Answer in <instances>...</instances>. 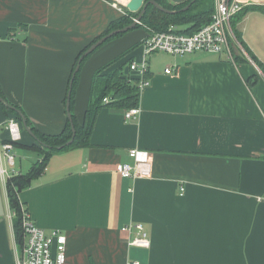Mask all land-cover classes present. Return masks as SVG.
Here are the masks:
<instances>
[{"label": "crops", "instance_id": "0c3cea01", "mask_svg": "<svg viewBox=\"0 0 264 264\" xmlns=\"http://www.w3.org/2000/svg\"><path fill=\"white\" fill-rule=\"evenodd\" d=\"M114 1L0 0V87L40 133L65 130L77 57L123 18ZM250 18L252 33L243 26ZM242 20L236 28L264 67L254 40L264 41V14L250 11ZM148 36L135 29L93 53L81 69L72 112L82 127L98 70L123 67L134 84L139 75L129 65L146 61L149 85L140 90L139 117L126 120L128 110L102 108L89 146L49 157L45 172L20 192L21 202L38 227L66 235L67 264H264V73L249 59L237 63L225 54L146 56ZM9 118L0 107V142L9 139ZM35 143L27 132L20 142ZM22 150L38 155L26 173L18 172L26 175L42 154L23 147L16 154ZM131 150L150 156L137 179L117 171L134 164ZM4 198L0 264H15L21 248L6 191ZM136 224L148 234L149 249L130 245L137 231L125 228Z\"/></svg>", "mask_w": 264, "mask_h": 264}, {"label": "trees", "instance_id": "16d2710c", "mask_svg": "<svg viewBox=\"0 0 264 264\" xmlns=\"http://www.w3.org/2000/svg\"><path fill=\"white\" fill-rule=\"evenodd\" d=\"M147 1H151V0H147ZM154 1H156L162 7L174 11L175 13H164L158 10L156 7L149 5L140 24L137 25L135 29L144 28L150 34L152 32H158V33L166 32L169 29V27L173 25L176 26L178 31L181 33L192 34L198 31L199 29H201L203 26L209 24L212 20V16L215 11V0H197L186 11H182V10L186 6H188L190 2L181 5H173L171 3V0H154ZM250 11H260L264 14V5H252L245 7L244 10L232 20L233 31L238 42L243 46V48L251 57V59L258 65L260 70L264 73L263 65L258 62V60L246 47L245 43L243 42L241 33L236 28V25L242 20V17L247 12ZM137 15L138 14L130 13L129 11L126 10V15L123 16V18L111 23L109 28L101 36H99L96 40H94V42H92L78 55L70 77V88L68 93V97L70 94L71 113L73 112V106L75 103V93L79 83L81 69L93 54H91L90 56L84 59V61L81 64L79 72L75 75V70L81 56L86 52V50L90 46H92L102 37L106 36L107 34L115 30H120L131 25L133 23V19H135ZM183 26H185L186 28L181 29ZM122 35L124 34H119L109 39L106 43H108L111 40L117 39ZM106 43H104V45ZM233 60L237 63H243L248 61L245 57H243L240 54H234ZM105 70L106 68L98 70L94 76L93 96L91 97L90 105L86 112L85 124L82 127H80L77 124L74 115H72L73 123L77 130V136L72 146L65 147L62 150L58 149L59 147L66 145L72 138L73 132H72L71 122L69 119L65 130L61 134L45 135L40 133L33 126L29 118L26 117L27 126L32 129L33 133L36 136V140H35L36 143L31 147H25L24 145L18 143L16 144V148L23 147L25 149L28 148V150L30 149L38 150L42 154V160L37 164H35L33 169L28 174L26 175L19 174L17 176L11 177L6 185V194L9 201L10 210L13 213H15V216L13 217L14 230L18 243L20 244L23 241L22 208L25 206L21 202L19 194L23 189L29 187L31 182L36 177L40 176L45 172L46 163L49 157H51L55 153L67 151L69 149L89 146L90 136L93 131L96 118L99 112L102 110V108L111 107L117 109L130 110L132 108L139 107L140 89L138 88L136 82L134 84L131 82L132 80H130L129 78L130 76L127 77L124 74L123 67L118 68L107 74L104 73ZM0 99L3 100V102L0 101V107L5 112L12 115V118H15L16 120L22 122V118L17 113V111L10 109L7 105L13 106L17 110L21 111L23 114L24 111L21 108H18L17 106L9 103L6 100L1 87H0ZM105 99H108L109 102L105 103L104 102Z\"/></svg>", "mask_w": 264, "mask_h": 264}, {"label": "built area", "instance_id": "2783aa9c", "mask_svg": "<svg viewBox=\"0 0 264 264\" xmlns=\"http://www.w3.org/2000/svg\"><path fill=\"white\" fill-rule=\"evenodd\" d=\"M115 7H119L115 2ZM245 5L241 0H216L215 12L209 24L192 34L181 33L176 26H170L166 32H152L144 41L143 47L146 56L155 53L169 54L175 57H183L195 52H209L214 54H225L233 59L234 54L248 57L243 46L237 41L232 29V20L241 13ZM124 16L126 9L123 7ZM237 47V48H236ZM129 70L139 75L138 88L142 90L149 85L146 78L148 63H131ZM172 69H166L170 74ZM130 78V77H129ZM133 78H130L132 80ZM105 103L109 100L105 99ZM140 108H132L125 113L126 120L136 119L140 115ZM9 139L0 142V180L6 188L8 180L19 175L18 172H10L3 164L7 160L11 167L16 166V144L23 138L22 123L15 118H10L6 124ZM130 157L134 164H121L117 171L123 178L137 179L145 174L150 156L144 150H131ZM183 191V189H182ZM23 241L19 246L21 251L16 254L15 264H67V237L59 230L46 231L38 227L32 220L31 215L25 207L22 208ZM15 213H11L13 219ZM137 231L130 245L147 248L151 247V241L141 224L129 226L125 231ZM18 246V245H17ZM16 246V248H17ZM131 264H139L138 262Z\"/></svg>", "mask_w": 264, "mask_h": 264}, {"label": "water", "instance_id": "95a60500", "mask_svg": "<svg viewBox=\"0 0 264 264\" xmlns=\"http://www.w3.org/2000/svg\"><path fill=\"white\" fill-rule=\"evenodd\" d=\"M197 0H171V3L173 5H181V4H185L187 2H190L188 6H186L182 11H186L190 8V6L192 4H194ZM149 5H152L154 7H156L158 10H160L161 12L164 13H175L174 11L168 10L164 7H162L160 4H158L156 1L151 0V1H147V0H129V2L124 5L126 10L129 11L130 13H134V14H138L137 17L133 20V23L123 29L120 30H115L109 34H107L106 36L102 37L101 39H99L97 42H95L92 46H90L86 52L81 56L78 65L76 67L75 70V75L79 72L80 67L82 62L84 61V59L88 56H90L91 54H93L98 48H100L104 43H106L109 39L119 35V34H125L128 33L132 30H134L137 25L140 24L144 14L146 13L147 7ZM71 93V92H70ZM0 101L3 102L2 99H0ZM10 109L17 111V113L21 116L22 118V126L23 129L31 136L33 137L34 140H36V136L33 133L32 129L30 127L27 126L26 123V116L19 110H17L16 108H14L13 106H9L7 105ZM67 113H68V117L69 120L71 122V126H72V138L71 140L64 146L59 147V150L64 149L65 147H70L74 144L76 136H77V130L76 127L73 123V118H72V113L70 111V94L67 100ZM6 214V210H5V198L0 194V217H4Z\"/></svg>", "mask_w": 264, "mask_h": 264}, {"label": "rangeland", "instance_id": "374dc122", "mask_svg": "<svg viewBox=\"0 0 264 264\" xmlns=\"http://www.w3.org/2000/svg\"><path fill=\"white\" fill-rule=\"evenodd\" d=\"M113 1V0H112ZM114 2H117V4H120V6L121 7H123L124 9H126L125 8V6H124V4H127V3H123V2H121L120 0H115ZM128 2V1H127ZM215 5H216V2H215ZM119 6V5H118ZM245 18V17H244ZM243 18V19H244ZM134 20V19H133ZM243 21V20H242ZM255 23H256V20L254 19V18H250V19H248L247 20V22L246 23H243V26L244 27H246V29H248V32L249 33H252V32H254L255 30H254V26H255ZM232 28H233V26H232ZM234 32V31H233ZM236 37V36H235ZM254 40L255 41H257L256 42V44H255V49H256V51L259 53V55L260 56H258L260 59H261V61L264 63V41H261L260 42V39L257 37V38H255V36H254ZM238 41V40H237ZM237 48V47H236ZM248 54V53H247ZM243 57H245L246 59H249L251 62H253L254 63V61L251 59V57L248 55V57H246V56H243ZM257 65V64H256ZM257 67H258V65H257ZM26 133V131L23 129V134H25ZM18 152V151H17ZM18 157H17V159H16V166L15 167H11L9 164H8V162H7V160H4L3 161V164H4V166L10 171V172H12L13 170L14 171H16V172H19V171H21L22 173H26L28 170H29V168L36 162V160L38 159V155L37 154H35V153H29V152H27V151H21V152H19V153H17L16 154ZM20 164H22V165H20ZM22 167V170H19V167ZM23 167H24V169H23ZM5 191H6V188L4 187V185H3V183H2V181L0 180V194L3 196V197H5Z\"/></svg>", "mask_w": 264, "mask_h": 264}, {"label": "bare ground", "instance_id": "6f19581e", "mask_svg": "<svg viewBox=\"0 0 264 264\" xmlns=\"http://www.w3.org/2000/svg\"><path fill=\"white\" fill-rule=\"evenodd\" d=\"M128 2H129V0H128ZM128 2H127V3H128ZM124 5H126V4H124ZM214 12H215V11H214ZM150 34H151V33H150ZM150 34H149V35H150Z\"/></svg>", "mask_w": 264, "mask_h": 264}]
</instances>
